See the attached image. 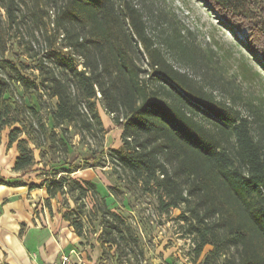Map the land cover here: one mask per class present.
Masks as SVG:
<instances>
[{"label": "trees", "instance_id": "1", "mask_svg": "<svg viewBox=\"0 0 264 264\" xmlns=\"http://www.w3.org/2000/svg\"><path fill=\"white\" fill-rule=\"evenodd\" d=\"M204 1L223 23L247 31L245 52L264 68V0ZM26 8L47 18L53 9V31L62 40L59 47L49 44L34 66L38 77L44 75L36 83L21 63L4 57L0 12V142L7 131V148L15 146L17 153L12 171L19 178L45 176L29 189L45 187L48 207L57 195L92 189L73 177L79 169L62 135L72 128L84 139L94 124L101 130L99 103L121 132L122 146H100L86 162L104 158L115 174L152 193L160 213L180 210L183 236L201 264H264V116L251 109L245 116L176 68L132 0H0L6 25L25 16ZM175 43L190 57L183 43ZM252 76L261 78L259 72ZM40 92L55 100L47 120L34 105ZM58 148L65 154L60 162ZM8 184L0 178V186ZM72 214L66 210L62 219L81 238L83 223ZM99 215L102 246L116 244L123 237L122 220L105 207ZM99 261L105 264L102 256Z\"/></svg>", "mask_w": 264, "mask_h": 264}, {"label": "rangeland", "instance_id": "2", "mask_svg": "<svg viewBox=\"0 0 264 264\" xmlns=\"http://www.w3.org/2000/svg\"><path fill=\"white\" fill-rule=\"evenodd\" d=\"M132 2L143 11L149 35L157 43H162L176 68L194 77L213 92L216 99L240 109L245 116L251 115V110H258L264 116V68L262 63L245 52L246 30L237 31L223 23L204 0ZM29 7H32L31 3H28ZM0 12L6 32L4 57L21 63L26 75L39 83L44 75L38 77L39 72L34 66L45 57L49 44L53 45L55 41V46L59 47L62 40V36L56 37L53 31V9L49 10L50 18H47L41 13L31 16L26 8L23 10L25 16L19 14L12 25H6L5 13L2 9ZM175 36L186 47L190 57L181 54L176 40L167 45L168 39ZM243 63L249 69L246 72L243 70L246 67L241 65ZM79 64L76 63L81 70ZM254 72H259L261 78H254ZM16 90L18 95L22 94L17 85ZM40 93L34 105L47 120L48 109L54 106L55 100ZM96 109L103 130L94 124L84 139L74 134L72 128L67 135H62L69 148L68 158L75 160L79 169L73 177L92 183L93 188L80 196L73 191L64 196L57 195L51 199V204L61 211L71 210L72 218L81 219L84 226L82 246L97 250L99 259L102 256L105 264H201L202 257L194 258L190 239L183 236L178 220L180 210L160 213L152 193H146L136 183L132 184L126 175L115 174L112 165L104 158L93 164L83 159L98 151L100 146L113 149L122 146L121 132L116 129L112 117L99 103ZM56 133L60 134L58 130ZM64 156L63 150L58 148L56 160L60 162ZM35 157L38 159L37 152ZM118 175L122 177L119 179ZM31 177L32 180H41L39 177L45 176L31 174ZM104 207L120 217L124 230L123 237L116 244L102 246L99 212ZM208 249L206 247L204 252Z\"/></svg>", "mask_w": 264, "mask_h": 264}, {"label": "crops", "instance_id": "3", "mask_svg": "<svg viewBox=\"0 0 264 264\" xmlns=\"http://www.w3.org/2000/svg\"><path fill=\"white\" fill-rule=\"evenodd\" d=\"M16 156L15 146L7 148L6 131L0 142V178L9 183L0 186V264H49L70 251L76 253L74 264L104 263L97 250L82 246L81 238L62 219L64 211L51 202L49 207L45 204V187L29 189L41 180H32L31 174L19 178L12 171ZM15 181L23 185L13 186Z\"/></svg>", "mask_w": 264, "mask_h": 264}, {"label": "built area", "instance_id": "4", "mask_svg": "<svg viewBox=\"0 0 264 264\" xmlns=\"http://www.w3.org/2000/svg\"><path fill=\"white\" fill-rule=\"evenodd\" d=\"M76 254L75 251H70L67 254L60 255L58 261L49 264H74L72 260V255Z\"/></svg>", "mask_w": 264, "mask_h": 264}]
</instances>
